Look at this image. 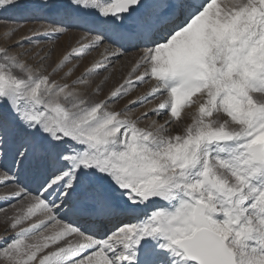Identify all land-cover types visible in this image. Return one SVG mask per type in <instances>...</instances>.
I'll return each instance as SVG.
<instances>
[{"label": "snow or ice", "instance_id": "snow-or-ice-1", "mask_svg": "<svg viewBox=\"0 0 264 264\" xmlns=\"http://www.w3.org/2000/svg\"><path fill=\"white\" fill-rule=\"evenodd\" d=\"M0 25V264H264V0H0Z\"/></svg>", "mask_w": 264, "mask_h": 264}, {"label": "rangeland", "instance_id": "rangeland-1", "mask_svg": "<svg viewBox=\"0 0 264 264\" xmlns=\"http://www.w3.org/2000/svg\"><path fill=\"white\" fill-rule=\"evenodd\" d=\"M31 26L32 25H29V27H31ZM4 31H5L4 26L0 25V37H2ZM80 33H82L81 30L70 31L69 33L61 36L58 39H56L54 42L51 40H41L39 46L37 48H35L34 51L43 50L46 52V51H49L51 49H54V51H52V53H51V57L49 59V62H47V67L49 70H51V67H53L62 58V56L64 54L70 52L72 48L80 46V44L77 43L78 41L84 42L83 44H87V41H82L81 38H82L83 33L82 34H80ZM2 42H3V40L0 39V43H2ZM26 47H31V46L26 45ZM98 49H100L99 52H98ZM98 49H92L90 52H88L82 58L72 59L71 63L68 64L67 67L63 71H67V68L77 66L75 73L73 74V76L70 79H75L77 76L82 75L86 69L91 67L93 62L100 60L102 58V57L99 58V56H101V54L103 55L104 49H102V47L98 48ZM96 53H98V54H96ZM96 55H97V57H96ZM92 56L95 58L94 60L92 59L93 58ZM123 59L120 58V60H117L116 63H114L113 65H110L109 67L111 70L100 71V72L96 73L95 75L89 77V80L91 81L90 86L87 89L90 92L89 94H92L93 90L97 87V85H100V86H102V92H101V95L99 97H96V98H104L111 91H113L114 89H116L117 87H119L121 84L124 83V80L128 76V73L132 67V64L134 63L135 53H132V54L129 53ZM121 60H122V62H121ZM63 71L61 72L62 74L59 73L57 75V77H56L57 79H60V77L63 76ZM105 77H107V80H105ZM149 88H150V85H148V84L139 85V86L135 87L134 90L129 93V95L120 99L114 105V107L117 110H119L120 108H123L124 105L127 104L129 100H133L137 96H143L145 93H147L149 91ZM151 106L152 105H148V107H151ZM132 107L134 109V115H139L140 112H143L146 110L145 108L140 107L139 105H133ZM185 111H187V109ZM161 122H163V121H161ZM147 123H149V122L146 121L145 125H142V126H146ZM5 190L6 189H4L3 187H0V192H3ZM0 207H2V208L4 207L5 209H7L8 205L3 203V202H0ZM8 211H9V213H11V209H8ZM2 230H3L2 214H0V233H2Z\"/></svg>", "mask_w": 264, "mask_h": 264}, {"label": "bare ground", "instance_id": "bare-ground-1", "mask_svg": "<svg viewBox=\"0 0 264 264\" xmlns=\"http://www.w3.org/2000/svg\"><path fill=\"white\" fill-rule=\"evenodd\" d=\"M80 34H82V33H80ZM81 43H84V42H81ZM86 43V42H85ZM80 47V46H79ZM103 49V48H102ZM99 50L100 49H98V52H99ZM102 51V50H101ZM104 51V50H103ZM95 52V51H94ZM96 54H98V53H96ZM132 54V53H131ZM93 57V56H92ZM96 57H97V55H96ZM100 57H102V54H101V56H99V58ZM129 57V56H128ZM124 57H122V59H123ZM93 60L95 59L94 57L92 58ZM102 59V58H101ZM126 59V58H125ZM120 60V59H119ZM124 60V59H123ZM49 62V61H48ZM119 62V61H118ZM121 62H122V60H121ZM90 63V62H89ZM116 63V62H115ZM123 64V63H122ZM113 67V66H112ZM111 67V68H112ZM115 67V66H114ZM84 69V68H83ZM111 70V69H110ZM106 73V72H105ZM62 74V73H61ZM107 74V73H106ZM103 80V79H102ZM88 91V90H87ZM88 93H90L89 91H88ZM4 208V207H3Z\"/></svg>", "mask_w": 264, "mask_h": 264}]
</instances>
